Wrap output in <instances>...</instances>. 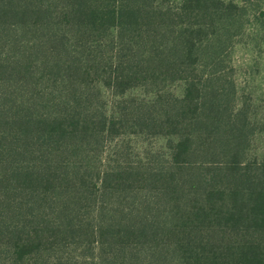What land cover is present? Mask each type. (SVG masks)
<instances>
[{
    "label": "trees",
    "instance_id": "16d2710c",
    "mask_svg": "<svg viewBox=\"0 0 264 264\" xmlns=\"http://www.w3.org/2000/svg\"><path fill=\"white\" fill-rule=\"evenodd\" d=\"M260 31L264 0H0V264H264Z\"/></svg>",
    "mask_w": 264,
    "mask_h": 264
},
{
    "label": "rangeland",
    "instance_id": "374dc122",
    "mask_svg": "<svg viewBox=\"0 0 264 264\" xmlns=\"http://www.w3.org/2000/svg\"><path fill=\"white\" fill-rule=\"evenodd\" d=\"M253 46L239 44L233 49L231 57L236 68L235 79L240 92L251 93L259 110L260 122L258 127L262 133L257 136L258 139L256 138L254 142L255 153L259 156L264 153V32L260 31ZM133 93H137V91ZM126 141L136 148L133 150L134 153H138V156L132 155L136 159L145 158L143 152L147 148L157 150L166 142L164 139H146L142 136L126 139Z\"/></svg>",
    "mask_w": 264,
    "mask_h": 264
}]
</instances>
